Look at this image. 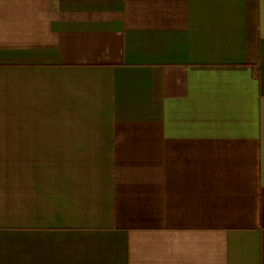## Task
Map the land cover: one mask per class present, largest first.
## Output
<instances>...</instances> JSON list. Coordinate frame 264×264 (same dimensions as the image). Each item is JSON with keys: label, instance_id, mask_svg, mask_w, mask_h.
<instances>
[{"label": "crops", "instance_id": "obj_1", "mask_svg": "<svg viewBox=\"0 0 264 264\" xmlns=\"http://www.w3.org/2000/svg\"><path fill=\"white\" fill-rule=\"evenodd\" d=\"M0 264H264V0H0Z\"/></svg>", "mask_w": 264, "mask_h": 264}]
</instances>
